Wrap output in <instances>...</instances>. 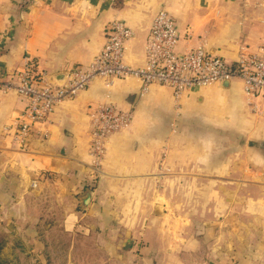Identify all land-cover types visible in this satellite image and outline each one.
<instances>
[{
	"label": "crops",
	"instance_id": "crops-1",
	"mask_svg": "<svg viewBox=\"0 0 264 264\" xmlns=\"http://www.w3.org/2000/svg\"><path fill=\"white\" fill-rule=\"evenodd\" d=\"M162 8L180 54L204 45L234 63L241 46L264 43V0H0V71L29 64L49 80L88 65L114 19L132 29L124 60L140 67ZM254 102L256 111L240 80L179 101L160 84L142 93L136 78L94 80L21 147L27 100L0 94V232L23 238L9 236L0 256L25 248L35 264H56L57 250L62 264H264V100ZM107 103L133 120L110 136L94 172L89 114ZM86 188L94 195L82 211ZM59 234L71 238L54 241Z\"/></svg>",
	"mask_w": 264,
	"mask_h": 264
},
{
	"label": "built area",
	"instance_id": "built-area-1",
	"mask_svg": "<svg viewBox=\"0 0 264 264\" xmlns=\"http://www.w3.org/2000/svg\"><path fill=\"white\" fill-rule=\"evenodd\" d=\"M133 37L132 29L121 19H114L107 28L106 41L88 65H77L68 71L63 81L53 83L26 64L13 72L0 71V94L14 93L27 100L19 117L16 139L27 145L30 132L46 122L58 104L75 98L94 80L110 86L117 79L136 78L141 92L150 85L160 84L172 90L179 101L194 87L240 80L248 102L256 111L254 101L264 100V43L255 51L241 46L239 58L230 63L208 52L204 45L177 52L179 34L171 14L164 8L153 17L145 43V62L133 67L124 60L126 44ZM132 110H119L112 103L97 105L90 110V159L94 172L101 167L110 136L133 120Z\"/></svg>",
	"mask_w": 264,
	"mask_h": 264
},
{
	"label": "rangeland",
	"instance_id": "rangeland-1",
	"mask_svg": "<svg viewBox=\"0 0 264 264\" xmlns=\"http://www.w3.org/2000/svg\"><path fill=\"white\" fill-rule=\"evenodd\" d=\"M9 236L12 237V240L14 244H18L20 242H22L23 238L22 235H19L17 233H12V234H5L3 232H0V242L1 241H5ZM71 237L66 236L64 234H59V236L57 235L54 239V241H66L68 239H70ZM30 239V238H29ZM76 241H92L93 239H95V237L93 235H88V236H84V235H76L74 238ZM54 253V252H53ZM57 255L55 254V263L56 264H62V258L64 257V252L62 250H57ZM77 260L78 262H82L84 255L80 252L78 254ZM86 257V256H85ZM91 257H93V254H91ZM34 256L32 253H30V251L28 249H20L17 248V250H12V252L9 250L7 253L2 254L0 256V264H35L34 263ZM50 264V263H49ZM82 264V263H81Z\"/></svg>",
	"mask_w": 264,
	"mask_h": 264
},
{
	"label": "water",
	"instance_id": "water-1",
	"mask_svg": "<svg viewBox=\"0 0 264 264\" xmlns=\"http://www.w3.org/2000/svg\"><path fill=\"white\" fill-rule=\"evenodd\" d=\"M66 74H62L61 76H52L49 78L50 82L57 83L63 81ZM223 86H228L229 82L224 81L222 83ZM94 191L91 188H86L81 194H79L78 199L80 201V208L82 211L87 210L90 205V202L93 198Z\"/></svg>",
	"mask_w": 264,
	"mask_h": 264
},
{
	"label": "trees",
	"instance_id": "trees-1",
	"mask_svg": "<svg viewBox=\"0 0 264 264\" xmlns=\"http://www.w3.org/2000/svg\"><path fill=\"white\" fill-rule=\"evenodd\" d=\"M4 245H5V241H1V242H0V253H1V251H2V249H3V247H4Z\"/></svg>",
	"mask_w": 264,
	"mask_h": 264
}]
</instances>
